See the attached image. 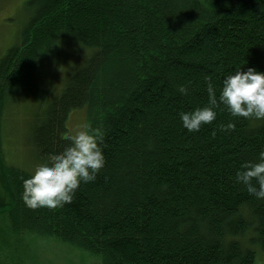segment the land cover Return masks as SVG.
<instances>
[{
  "label": "trees",
  "instance_id": "trees-1",
  "mask_svg": "<svg viewBox=\"0 0 264 264\" xmlns=\"http://www.w3.org/2000/svg\"><path fill=\"white\" fill-rule=\"evenodd\" d=\"M28 6L25 26L0 57V130L5 111L28 101L26 136L38 164L71 143L67 120L84 110L86 124L104 133L105 164L70 204L52 209L27 207L22 180L32 173L0 164L10 233L53 239L98 264H258L264 199L235 173L257 161L264 120L233 117L219 104L210 124L188 132L179 113L207 105L205 76L218 95L228 74L264 72V0ZM72 51L81 60L54 92L42 66ZM229 121L235 128L221 131Z\"/></svg>",
  "mask_w": 264,
  "mask_h": 264
},
{
  "label": "clouds",
  "instance_id": "clouds-1",
  "mask_svg": "<svg viewBox=\"0 0 264 264\" xmlns=\"http://www.w3.org/2000/svg\"><path fill=\"white\" fill-rule=\"evenodd\" d=\"M204 79L207 105L179 113L181 125L188 132L210 124L216 118L214 109L219 104L225 105L233 117L264 120V72L253 67L236 70L222 79L218 95L210 77L205 76ZM177 90L182 95L188 93L184 84ZM219 127L221 131H229L235 128V124L229 121ZM103 135L100 129L88 124L70 134L71 143L67 147L50 153L46 161L38 163L33 173L22 180L21 199L24 204L33 209H52L70 204L81 183L94 181L104 167ZM241 169L236 171L235 180L242 183L249 194L264 199V148L259 151L256 162L245 161ZM253 179L256 184L252 183Z\"/></svg>",
  "mask_w": 264,
  "mask_h": 264
},
{
  "label": "rangeland",
  "instance_id": "rangeland-1",
  "mask_svg": "<svg viewBox=\"0 0 264 264\" xmlns=\"http://www.w3.org/2000/svg\"><path fill=\"white\" fill-rule=\"evenodd\" d=\"M29 1L0 0V57L14 45L19 31L25 26L31 13ZM80 60L81 56L76 51L65 56L60 54L55 63L42 66L43 83L46 81L54 92L57 91L63 74ZM29 113L28 101L5 111L0 130V164L17 165L33 173L37 163L31 156L26 136ZM86 119L84 110L72 112L67 120L69 133L74 134L86 124ZM6 188L4 178L0 176V264H98L94 256L53 239L11 234L7 221L9 194ZM258 256V264H264V256L261 253Z\"/></svg>",
  "mask_w": 264,
  "mask_h": 264
}]
</instances>
